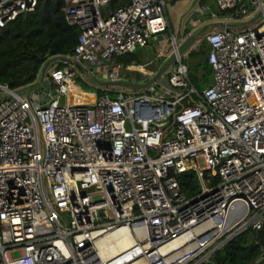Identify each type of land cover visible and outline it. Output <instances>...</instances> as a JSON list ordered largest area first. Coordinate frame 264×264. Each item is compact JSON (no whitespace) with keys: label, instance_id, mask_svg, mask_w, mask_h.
<instances>
[{"label":"built area","instance_id":"obj_1","mask_svg":"<svg viewBox=\"0 0 264 264\" xmlns=\"http://www.w3.org/2000/svg\"><path fill=\"white\" fill-rule=\"evenodd\" d=\"M113 1L64 0L80 35L73 63L39 75L45 101L0 82V264H204L264 226V0H214L223 27L206 36L212 85L198 91L178 57L168 77L182 94L123 100L78 88L74 63L119 80L116 60L169 21L165 0ZM40 2L0 0V34ZM251 9L253 26H231ZM188 172L201 187L191 198L178 181Z\"/></svg>","mask_w":264,"mask_h":264},{"label":"trees","instance_id":"obj_2","mask_svg":"<svg viewBox=\"0 0 264 264\" xmlns=\"http://www.w3.org/2000/svg\"><path fill=\"white\" fill-rule=\"evenodd\" d=\"M126 3V0H114L109 9L115 10ZM64 6V0H42L33 12L19 16L2 31L1 83L8 84L12 89L25 91L39 85V75L49 65L47 55L50 54V58L57 60L72 55L80 30L68 25L63 12ZM116 62L121 65H142L134 55L120 57ZM192 82L200 91L207 85L194 79ZM98 94L101 96L106 92L102 90L98 91ZM112 94L114 93L111 92L110 95ZM116 97L113 96L117 99ZM178 181L182 191L189 198L201 192L195 172L178 176ZM218 182V179L208 180V186L212 187ZM263 257L264 247L254 237V232L249 231L217 251L204 264H258Z\"/></svg>","mask_w":264,"mask_h":264},{"label":"crops","instance_id":"obj_3","mask_svg":"<svg viewBox=\"0 0 264 264\" xmlns=\"http://www.w3.org/2000/svg\"><path fill=\"white\" fill-rule=\"evenodd\" d=\"M249 1L250 0H247V2ZM165 2L166 16L169 21V29L163 34L152 37L149 41V47L147 49H140L141 53H144L145 60V65H141L140 67L141 70H144L143 77L145 78V80L140 83L150 80L154 73L167 60V58L169 57V50L171 48V37L176 36V38L180 40V43H182L188 38L197 36L204 30H206V33L204 35L198 36L194 46L183 56V61L185 63V61H189V57H191L192 55L203 53L204 63H199L197 67H199V69L202 68L201 70H204V75L202 74L203 77L202 79H199L198 82L200 84L206 83L207 85L204 88L212 85L213 71L209 64H207L210 48L206 40V36L211 32L222 29V13L219 12L214 0H165ZM210 12L216 13L218 18L215 20L211 19ZM259 18V13L254 12L251 9L250 15L248 18H246V20H244L240 24H232L231 26L237 29L248 28L253 26L259 20ZM185 64L188 66L190 72L191 68L189 63L187 62ZM175 66L176 64L169 70V72L172 71ZM129 67V69L125 67L123 72H126V74L131 73L134 72V70L137 68L135 64H131L129 65ZM145 69H147L148 71ZM126 74L122 73L120 80H123L127 78V76H129V74ZM208 74L212 75L211 81H209V79L207 80L206 75ZM89 75H92V73H89ZM189 77L193 85L190 73ZM105 92L116 93L115 91L108 92V90Z\"/></svg>","mask_w":264,"mask_h":264},{"label":"rangeland","instance_id":"obj_4","mask_svg":"<svg viewBox=\"0 0 264 264\" xmlns=\"http://www.w3.org/2000/svg\"><path fill=\"white\" fill-rule=\"evenodd\" d=\"M138 60L139 63L142 64L143 66L145 65V60H144V53H141V51L139 50L138 52H136L135 54H133ZM186 60V59H184ZM189 63L190 65V75L192 77V79L194 80H199L202 79L203 75H204V70L199 69L198 64L199 63H204V54H198V55H192L191 57H189V61H185V63ZM124 64V63H123ZM57 66H61L60 62H55L53 64H51V66L48 68V71H51L52 68H55ZM124 67H126L127 69H129V65H123ZM86 67L88 68L89 65H86ZM141 66H137V68L134 70V72L131 73H127L129 74V76H127V78L129 80H133L136 82H142L145 80V78L143 77V71L140 69ZM203 67V66H202ZM148 69V68H147ZM145 69V70H147ZM155 69V68H152ZM93 71V73L95 74L93 75H89V72H83V71H78V79L76 80V86L80 89H82L85 92L88 93H97L98 91H102V90H108V92L111 91H115L116 93L112 94V96L109 95L113 98V96H117L116 98L118 100H123V98L126 97H134L136 96V92H132L130 90H126L124 88H118V87H107V88H103L99 85L96 84V81L101 82V83H105V82H109V80L107 79V75L105 73L100 72V68L99 67H94L90 70V72ZM130 71V70H129ZM148 71V70H147ZM123 74H126V72H123ZM126 74V75H127ZM203 74V75H202ZM207 80L209 79V81L212 80V75L208 74L206 75ZM85 83V84H84ZM84 84V85H83ZM206 83H203V85ZM154 88L156 90V92L153 94L151 93L149 90L146 92H140V94H147L149 96H153V97H159L161 96L165 91H166V96L168 99L172 98V93L170 91L165 90L162 86H160L159 84H155ZM89 90V91H86ZM49 89L48 87H46L45 85L41 84V79L39 81V85L37 86H33L30 87L29 89L23 91V95L26 97H31L32 99L40 102V101H45L46 99V92H48ZM200 91V90H198ZM125 94V95H124ZM256 94V98L264 101V89L258 91ZM99 95V94H98ZM89 98V96H88ZM115 99V98H113ZM90 101V99H89ZM197 164L201 169H205L207 167L206 162L203 158H200L197 160Z\"/></svg>","mask_w":264,"mask_h":264},{"label":"water","instance_id":"obj_5","mask_svg":"<svg viewBox=\"0 0 264 264\" xmlns=\"http://www.w3.org/2000/svg\"><path fill=\"white\" fill-rule=\"evenodd\" d=\"M205 33H206V30H204L203 32H201L197 36H192V37L188 38L187 40H185L182 43H180V40L178 39L180 44H179V49H178L177 54L173 51L172 48H170L169 57L167 58V60L154 73L152 78L150 80H148L147 82L134 83V82H128V81L119 79L116 81H109V82H105V83H101V82L96 81V84L100 85L102 87L131 88L135 92L145 91L148 88H150L151 86H153L155 84H159L160 86H162L167 91H170L172 93L182 94L183 93L182 90H176L171 86V84L169 82L168 72L177 63L178 57H183L194 46L198 36L204 35ZM47 58L49 59V63L56 62V59L50 58V54L47 55ZM65 60L69 64L73 63L70 58H66ZM74 64L79 70H81L85 73L88 72L87 69L84 68L81 64H78V63H74ZM46 71H47V68H44L42 71V74L44 75L46 73ZM254 237L258 240L260 245L264 247V226L260 231L254 233Z\"/></svg>","mask_w":264,"mask_h":264},{"label":"flooded vegetation","instance_id":"obj_6","mask_svg":"<svg viewBox=\"0 0 264 264\" xmlns=\"http://www.w3.org/2000/svg\"><path fill=\"white\" fill-rule=\"evenodd\" d=\"M123 80L128 81V82L140 83V82H136V81H133V80H129L128 78H125V79H123ZM118 88H121V87H118ZM124 89H126V90H130V91H132V92H135V91H133L131 88H124Z\"/></svg>","mask_w":264,"mask_h":264}]
</instances>
